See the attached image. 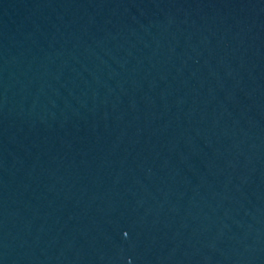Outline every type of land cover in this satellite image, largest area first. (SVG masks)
<instances>
[{
	"label": "water",
	"instance_id": "95a60500",
	"mask_svg": "<svg viewBox=\"0 0 264 264\" xmlns=\"http://www.w3.org/2000/svg\"><path fill=\"white\" fill-rule=\"evenodd\" d=\"M0 264H264V0H0Z\"/></svg>",
	"mask_w": 264,
	"mask_h": 264
}]
</instances>
